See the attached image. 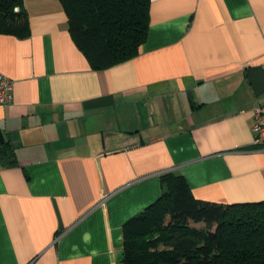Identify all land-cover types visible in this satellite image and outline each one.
<instances>
[{"label": "crops", "instance_id": "1", "mask_svg": "<svg viewBox=\"0 0 264 264\" xmlns=\"http://www.w3.org/2000/svg\"><path fill=\"white\" fill-rule=\"evenodd\" d=\"M23 4L28 36L0 34V264H122L168 171L195 198L264 200V0H150L139 52L103 69L58 0Z\"/></svg>", "mask_w": 264, "mask_h": 264}, {"label": "trees", "instance_id": "2", "mask_svg": "<svg viewBox=\"0 0 264 264\" xmlns=\"http://www.w3.org/2000/svg\"><path fill=\"white\" fill-rule=\"evenodd\" d=\"M58 1L91 68H107L139 52L150 0ZM0 34L28 36L23 0H0ZM160 179V196L122 225V264H264V200L199 199L182 174L168 171Z\"/></svg>", "mask_w": 264, "mask_h": 264}, {"label": "built area", "instance_id": "3", "mask_svg": "<svg viewBox=\"0 0 264 264\" xmlns=\"http://www.w3.org/2000/svg\"><path fill=\"white\" fill-rule=\"evenodd\" d=\"M12 80L0 70V104L11 101ZM251 130L254 142L264 148V101H257L252 106Z\"/></svg>", "mask_w": 264, "mask_h": 264}, {"label": "water", "instance_id": "4", "mask_svg": "<svg viewBox=\"0 0 264 264\" xmlns=\"http://www.w3.org/2000/svg\"><path fill=\"white\" fill-rule=\"evenodd\" d=\"M0 142H2V138H1V135H0Z\"/></svg>", "mask_w": 264, "mask_h": 264}]
</instances>
